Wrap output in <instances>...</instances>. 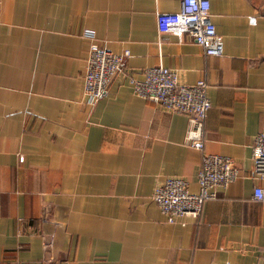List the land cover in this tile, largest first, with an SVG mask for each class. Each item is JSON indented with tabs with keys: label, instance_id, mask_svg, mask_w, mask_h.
Wrapping results in <instances>:
<instances>
[{
	"label": "crops",
	"instance_id": "crops-1",
	"mask_svg": "<svg viewBox=\"0 0 264 264\" xmlns=\"http://www.w3.org/2000/svg\"><path fill=\"white\" fill-rule=\"evenodd\" d=\"M179 10L180 0H0V264H264L252 174L264 0H211L220 56L190 35L159 34L158 14ZM87 30L131 52L95 104L84 95ZM159 64L183 83L207 80L206 151L240 168L199 218L174 223L155 187L181 176L198 192L202 152L187 143L185 114L133 89Z\"/></svg>",
	"mask_w": 264,
	"mask_h": 264
},
{
	"label": "built area",
	"instance_id": "built-area-1",
	"mask_svg": "<svg viewBox=\"0 0 264 264\" xmlns=\"http://www.w3.org/2000/svg\"><path fill=\"white\" fill-rule=\"evenodd\" d=\"M157 25L161 36L190 35L208 56L224 52L223 38L212 18L211 0H180V10L160 12ZM84 36L92 40L83 74L84 95L95 104L108 96L112 80L123 70L131 52L110 50L98 42L94 30L85 31ZM131 83L137 95L188 117L187 143L202 152L199 191L193 192L186 178L169 176L155 187L153 199L170 223L186 217L199 218L205 202L217 196V189L227 188L240 175L234 158L206 151V120L212 107L207 80L186 84L179 80L175 69L159 64L146 68L144 77L132 78ZM252 157V174L262 181L255 187L254 197L264 200V120L252 145Z\"/></svg>",
	"mask_w": 264,
	"mask_h": 264
}]
</instances>
